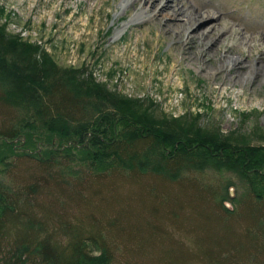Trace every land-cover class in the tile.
<instances>
[{
  "label": "rangeland",
  "instance_id": "374dc122",
  "mask_svg": "<svg viewBox=\"0 0 264 264\" xmlns=\"http://www.w3.org/2000/svg\"><path fill=\"white\" fill-rule=\"evenodd\" d=\"M122 1L0 0V9L4 8V12H0V25L7 23V33L41 44V48L59 67L80 69L81 79L98 83L109 92L140 99L143 106L151 104L155 115H181L187 120L194 118L201 127L216 128L224 135L245 134L251 144H262L264 68H261V78L257 80L249 75L242 83H233L234 87L224 86L222 83L226 79L229 81L232 75L222 72L224 79L222 75L217 76V61H204L203 65L201 61L184 58L182 51L176 50L175 40L163 27L167 23H176L173 22L174 18L131 22L137 13L145 8L150 12L154 7L150 8V4L144 5L140 0L128 2L125 9L121 7ZM164 1L168 5L163 7V11L177 6L200 5L199 0ZM205 1L215 3V11L222 17L221 24L220 19L216 23L218 27L228 24L233 27L224 44H220L223 39L220 35V49L226 50L229 44L235 45L233 53L229 55L239 57L246 64L252 61L257 67L258 59L261 57L264 60V49L254 48L258 42H262L259 40L264 41V0ZM212 22L215 23L212 19L198 22L191 34L206 30L207 26L209 29ZM214 51L217 52V49L214 48ZM215 54L219 55V52ZM3 84L6 89V83ZM112 103L107 102L105 106L112 108ZM12 110L9 116L13 112L12 118H22L23 108ZM56 138L54 136L52 139L54 144H57ZM22 139H26L23 134L16 141L21 142ZM18 147V152L11 159L7 158L11 160L9 170L4 172L7 165L0 163V182L23 187L36 179L43 181L46 174L37 161V153L42 148L31 150V154L38 156L32 159L21 156L26 148L22 144ZM66 164H56L47 173L49 176L53 173L56 175L52 187L64 188L73 198L68 199L64 206L57 205L55 210L59 214L65 211V214L71 215L66 218L70 225L81 223L80 226L77 223V226L83 229L85 235L91 229L90 225L101 227L108 245L114 251V264H154L153 250H164L167 259L177 262L180 257L178 249L188 247V243L185 235H181L182 231L168 221L172 208L169 205L173 200L177 204L178 200L192 198L191 183L204 193V199L218 214L225 215L217 196L227 187L229 194L237 198L235 203L231 200L225 202L230 210L234 209L233 214L238 213L244 203L256 215L259 212L264 217V203L251 196L240 178L229 171L210 168L192 170L169 180L160 174H133L115 166L97 172L100 170L80 162L64 167ZM39 184L46 188L43 183ZM78 190L83 191L79 193ZM47 194L42 198L48 199ZM151 211L154 212L152 216ZM182 214L189 215V209L184 208ZM136 224L139 228L147 227L148 231H153L151 240L146 239L147 231L142 230L139 234L134 231ZM214 232L220 235L216 230ZM235 233L227 231L222 235L223 241L236 240ZM135 234L143 241L135 240ZM156 236L160 237V241ZM262 243L264 245L263 239L260 245Z\"/></svg>",
  "mask_w": 264,
  "mask_h": 264
},
{
  "label": "trees",
  "instance_id": "16d2710c",
  "mask_svg": "<svg viewBox=\"0 0 264 264\" xmlns=\"http://www.w3.org/2000/svg\"><path fill=\"white\" fill-rule=\"evenodd\" d=\"M6 24L0 25V163L7 165L4 172L9 170L7 158L22 144L27 152L20 155L39 156L46 175L23 187L0 182V264H114V251L101 227L90 225L85 235L78 222L70 225L66 218L71 215L55 210L73 200L64 188L52 187L56 175L47 174L63 162L68 163L64 167L87 164L97 172L113 166L133 174L151 172L169 180L192 170L229 171L264 203V142L251 144L245 134L224 135L199 126L194 118L155 115L151 104L143 106L140 99L81 79L80 69L59 67L41 44L7 33ZM107 102L114 106L106 107ZM17 107L24 113L19 119L12 118L13 112L9 116ZM21 134L26 139L16 141ZM36 148H42L38 156L31 154ZM189 188L193 197L171 201L167 217L185 235L188 247L178 249L177 262L167 259L164 250H153L154 264H264V217L244 203L233 214L225 202L237 198L227 187L216 195L225 215L211 209L196 185ZM184 208L189 215L182 214ZM133 229L147 231V241L153 236L147 227L136 224ZM227 231H236V240L225 243L222 235ZM134 239L143 241L137 235Z\"/></svg>",
  "mask_w": 264,
  "mask_h": 264
},
{
  "label": "bare ground",
  "instance_id": "6f19581e",
  "mask_svg": "<svg viewBox=\"0 0 264 264\" xmlns=\"http://www.w3.org/2000/svg\"><path fill=\"white\" fill-rule=\"evenodd\" d=\"M131 1V2H130ZM136 1L140 0H124L121 3V7L127 8V5L130 3H135ZM143 4L146 3L150 4V8L154 7V9H150V12H147L146 8L137 13L131 22H139L140 20H148V19H159V18H166L169 17L174 18L173 22L176 23H167L165 26L166 33L170 35V37L175 40V48L178 51H182V55L184 58H192L194 60L201 61L204 65V61H211L215 60L218 63V74L217 76H221L224 79L223 73L226 72L230 75V82L224 81L222 83L224 86L227 85H236V83L240 82L242 83L245 81V79L248 78L249 75L253 76L254 79H258L260 77V73H262V69L264 68L263 62L264 60L260 57L258 59V63L256 64L257 67H254L255 65L252 64V61L247 63H243L238 58H235L234 56H231L229 54L233 53V47H236L235 45H228V49H220V44H224L227 40L228 34L233 31L232 25H226L225 27L222 26L218 27L216 25L217 21H220L221 24V16L218 15V12L215 11V3L213 2H206L205 0H199L200 5L198 7H173L169 8L166 11H163V7L166 8L168 3H166L164 0H159L158 3H156V0H141ZM156 1V2H155ZM160 4V5H159ZM208 20H214L215 23L210 24V28H205L206 30H201L198 33L191 34V30L198 25V22H204ZM181 21L180 23L178 22ZM131 24V23H129ZM164 30V29H163ZM121 30L118 31V34ZM224 31V33H221ZM236 32V30H235ZM117 34V35H118ZM220 35H222L221 38L222 41H220ZM232 35H234L232 33ZM262 42H258L257 45H255V49L261 50L264 49V41L259 40ZM217 49V52L214 51V48ZM253 48V49H254ZM219 50V51H218ZM221 50V53H220ZM215 54V53H218ZM228 53V54H227ZM213 54V56L211 55ZM216 55H218L216 57ZM216 57V59H215ZM218 58V59H217ZM191 60V59H190ZM262 66V67H261ZM262 68V69H261ZM223 72V73H222ZM236 77V78H234ZM252 78V77H251ZM261 78V77H260ZM255 80V81H256ZM234 83V85H233ZM247 84V83H246Z\"/></svg>",
  "mask_w": 264,
  "mask_h": 264
}]
</instances>
